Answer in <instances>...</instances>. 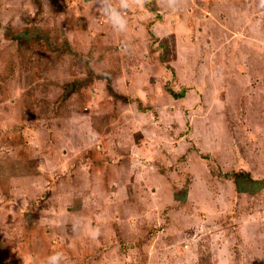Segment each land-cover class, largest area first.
I'll return each instance as SVG.
<instances>
[{
  "label": "rangeland",
  "instance_id": "1",
  "mask_svg": "<svg viewBox=\"0 0 264 264\" xmlns=\"http://www.w3.org/2000/svg\"><path fill=\"white\" fill-rule=\"evenodd\" d=\"M111 3L0 0V264H264V5Z\"/></svg>",
  "mask_w": 264,
  "mask_h": 264
},
{
  "label": "clouds",
  "instance_id": "2",
  "mask_svg": "<svg viewBox=\"0 0 264 264\" xmlns=\"http://www.w3.org/2000/svg\"><path fill=\"white\" fill-rule=\"evenodd\" d=\"M98 3H99L100 13L106 16L111 21V23L115 28H117L120 31L125 30L126 20L122 16L121 12L118 11L115 7H113L111 0H98ZM261 4L264 5V0H261ZM127 7H128V0H120V8L126 9ZM62 259H63L62 254L57 253L48 258L47 264H61Z\"/></svg>",
  "mask_w": 264,
  "mask_h": 264
},
{
  "label": "trees",
  "instance_id": "3",
  "mask_svg": "<svg viewBox=\"0 0 264 264\" xmlns=\"http://www.w3.org/2000/svg\"><path fill=\"white\" fill-rule=\"evenodd\" d=\"M171 93L174 97L182 96L184 94V92L175 93L174 91H171ZM231 179L233 180L235 189L238 193L251 195L264 187V179H253L248 173L234 172L231 174ZM176 199L178 200L177 195Z\"/></svg>",
  "mask_w": 264,
  "mask_h": 264
}]
</instances>
